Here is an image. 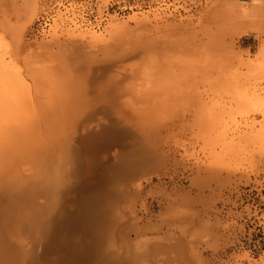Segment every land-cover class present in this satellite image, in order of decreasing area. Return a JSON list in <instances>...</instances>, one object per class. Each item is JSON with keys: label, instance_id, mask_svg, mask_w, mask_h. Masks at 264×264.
<instances>
[{"label": "rangeland", "instance_id": "obj_1", "mask_svg": "<svg viewBox=\"0 0 264 264\" xmlns=\"http://www.w3.org/2000/svg\"><path fill=\"white\" fill-rule=\"evenodd\" d=\"M119 2L125 4L124 11L107 12L109 5ZM238 2L243 5V9L238 6ZM93 5L99 21L102 22L98 26L89 23L84 17L86 10ZM60 6L62 5L56 0H0V84L7 85L4 84L5 81L9 83V88L15 85L14 88L18 89L20 85L19 87L27 89V92L23 91V88L14 89L16 92H13L11 87L12 100L11 97L9 99L10 95L8 98L5 96L11 103L4 102L7 106L11 104L10 111L15 107L12 104H17L18 108L20 101H17L15 93L20 91L18 97L23 100L26 98L24 104L29 107H23L20 102V107L28 110L24 112L23 108H19L22 111L15 108L11 111L12 115H18L20 112L19 115L31 114L50 118L48 111L51 110L50 112H55L51 113L55 116L52 119L55 120L57 116L64 114V120L61 117L57 119L65 121L67 127L61 126L60 129L61 121L54 122L58 125L56 128L60 129L58 132L62 133L58 135V132H54L55 136L62 138L55 139L52 134L55 129L52 126L49 127L54 129H51L50 133L52 138L49 135L50 129L47 126H55L51 120L45 126L49 129V132L45 130L48 134H44L41 129V139H44V144H41L44 147L46 142V146L54 144L56 140L59 144L67 132L70 139L67 138L65 149L61 148L62 144L58 145L59 148L56 144L58 152L53 146L50 149L54 154L50 153L49 149L44 150V153L43 149L40 152L41 144H32L37 142V136L39 141L41 132H33L37 136L34 139L36 141L29 140L34 145L31 146L39 149L40 154L48 153L52 156L49 162L57 165H51V175H47L46 171L49 168V162L45 161L47 157L41 154L42 159L39 153H35L38 151H32L27 139V142L23 143L27 135L22 137V140L12 139L14 145L11 142L9 146L7 144L9 148L16 146L11 152L9 148L8 151L4 146L1 148L0 152L7 151L4 154L10 155L4 157L2 154L3 158L0 153V158L4 160L1 159L2 165L8 164L4 167L0 164L3 167H0V174L10 170L9 164L10 168L13 165L14 171L19 169L18 174L15 171L14 177L12 176L17 179L18 175L16 185L18 187L19 184V189L14 187L16 180L9 178L13 181L9 180L11 182L8 184L9 174L3 175L7 176L5 182L8 183L6 186L1 179L3 183H0V198H6V203H10L6 204V199L1 200L3 203L0 201V230L6 222L12 224L13 219L26 212L32 215L41 210L46 213L49 209L51 212L54 210L56 213L77 217L90 211L92 214L87 218L90 220L100 215L99 221L94 220L93 223L92 220L87 223L86 219L81 223L83 225H78L80 227H75L76 229L62 230L58 233L57 240H41L38 245L40 247L42 244L43 247L39 248L37 245L38 250L34 246L37 248L36 255L39 253L34 264H68L73 253L80 256V261L85 259L84 264H264V0H72L68 7ZM41 17H46L50 23L45 30L38 31L37 21ZM136 21L143 23L138 22L139 25H136ZM125 24L130 31L125 35L128 41L118 34L124 41L122 43L113 31L114 28ZM90 33L92 37L104 35L100 37L104 38V41L109 40L110 34H113L111 37H114L113 42L117 41L115 44H137L134 48L138 53L136 54L133 47V50H130L129 46H125L128 48L125 50L122 46L120 52H117V47L114 49L117 53L113 56L111 53L106 55V49L103 51L101 46L96 47L98 43L89 42ZM77 39L83 42V49L79 48L81 44ZM142 44L145 46H141ZM84 49L86 50L83 51ZM129 53L135 54L131 56ZM74 56L78 57L74 59L77 61L74 63L79 62L77 67L71 60ZM120 57H123L122 60ZM111 59L118 60L119 65L116 64L118 61L112 62ZM147 60L153 63L152 66ZM59 61L64 70L70 69L69 73L67 70V74L59 70ZM80 62L83 66L86 62L91 69L83 66L80 68ZM135 68L143 71L147 69L149 76L147 77L146 73L142 80L140 74L132 72ZM154 68L160 73L157 74L158 77ZM44 69L48 74L53 73L52 77L57 75V81L52 83L50 80L53 78H48L50 82L44 81L43 77H51L43 71ZM38 72L45 74L41 76ZM63 74L72 75L77 81L70 76L67 79L71 83H68V80L66 83L65 78L61 80ZM153 74L157 77L154 79L156 84L151 77ZM13 78L14 85L13 81L11 82ZM78 82L80 85L84 83L80 86ZM146 82H149V86H146ZM84 84L89 87L83 88ZM119 84L120 89L117 88ZM134 84L139 87L136 85L135 88ZM102 86H106V89ZM131 86L134 89H130ZM141 86L147 89L150 87L151 94L143 88L147 93H143V96L146 97L139 96ZM115 87L122 91L126 88L124 92L120 91L125 97H118L121 94L117 95L119 91L117 92ZM135 89L138 90L134 94ZM28 90L30 96H27ZM27 98L31 102L26 101ZM71 102H75L77 107ZM105 103H109V106ZM47 104L53 105L55 109L59 104L61 111L59 108H50ZM66 104L67 106L63 107ZM44 106L48 109L46 113L41 110ZM101 107L103 111L100 110ZM74 123L76 125H73ZM84 127L86 130L82 131ZM31 134L30 132L28 137ZM47 137L55 141L51 142ZM103 137L106 138L105 142ZM16 140L22 141V144ZM65 141L66 139H63V144ZM26 144L28 150L25 149ZM95 147L98 150H95ZM69 148L73 151L76 149V153L71 150L76 154H73V160L67 157V154H72L68 152ZM14 153L16 155H13ZM23 154L25 155L22 156ZM59 154L65 156L66 161ZM34 156L40 157L41 160ZM60 157L61 159H58ZM39 163L41 169L38 168ZM41 171L44 173H39ZM12 172L11 170L10 174ZM52 174L55 177L58 175V181L55 180L57 185L52 181L55 178L48 180ZM35 176L44 182L47 178L46 185L39 183ZM31 205L37 206L38 209L33 211L34 207ZM86 206L88 209H84ZM55 212L52 214H56ZM3 214L4 218L6 217L4 220ZM95 222L98 225H95ZM89 223H93L94 227L92 226L86 235L84 227L89 226ZM98 234L101 235L100 239ZM101 244L104 246H100ZM85 247L88 252L84 250ZM26 254L34 255L31 251Z\"/></svg>", "mask_w": 264, "mask_h": 264}, {"label": "bare ground", "instance_id": "obj_2", "mask_svg": "<svg viewBox=\"0 0 264 264\" xmlns=\"http://www.w3.org/2000/svg\"><path fill=\"white\" fill-rule=\"evenodd\" d=\"M238 4H239V2H238ZM256 4H257V3H256ZM236 5H237V4H236ZM244 5H245V4H244ZM238 6H241V7H242L243 5H240V4H239ZM244 8H245V7H244ZM242 9H243V7H242ZM140 20H143V19H140ZM133 21H134V20H133ZM136 22H137L136 25H139V24H138L139 21H136ZM139 23H141V22H139ZM142 23H143V22H142ZM142 23H141V24H142ZM123 24H124V23H123ZM144 24H146V23H144ZM74 25H75V24H74ZM113 26H114V25H113ZM114 27H115V26H114ZM128 28H129V27H128ZM128 28L126 27V24H125V25H121V26H119V27L114 28V31H113V30H112V31H113V33H115L116 35L119 34L121 37L124 36L125 39L123 38V40H126V39H127V38H126V36H127L126 33H129V32H128V30H129ZM126 30H127V31H126ZM129 31H130V30H129ZM239 31H240V30H239ZM122 34H123V35H122ZM88 35L91 36V37H90L91 40H89L90 43H95V44L98 43V44L96 45V47L101 46L102 49H103V51H105L104 49H106V52L104 53V54H106V55H110L109 53H111L112 56H113V54H115V53H117V52H120V49H123L122 46L124 47L125 50L128 49V48L130 47V48H129L130 50H133V49H134V51H135V48H136V46H137V44H134V43H131V45L134 44V45H132V46H130V44H129V45H128L129 47H128L127 45H125V44H122V43H124V41L122 40V38H121L119 35H118V36L120 37V41L122 42V43L120 42V43L122 44L121 46L118 45V43L115 44V42H117V41H114V42H113L114 37H113V38L111 37L113 34H112V35L110 34V38L112 39V42H111V39H110V38H109V40H106V39H105V40L107 41V43H106V41H104V38H100V37H104V35H100V36L97 35L98 37H97V36L92 37V34H91V33L88 34ZM88 35H86V36H88ZM93 35H95V34H93ZM125 35H126V36H125ZM73 37H74V36H73ZM73 37H72V38H73ZM81 37H82V36H81ZM119 37H118V39H119ZM72 38H70V39H72ZM82 38H84V36H83ZM82 38H81V39H82ZM86 38H87V37H86ZM128 38H129V36H128ZM81 39H80V40H81ZM73 40H74V39H73ZM77 40H78V39H77ZM129 40H130V39H129ZM84 41H85V40H84ZM87 41H88V40H87ZM103 41H104V42H103ZM126 41H128V40H126ZM78 42H79V44H81L79 48H80V49H83V48H81V46L83 45V44H82L83 42H82V41L80 42L79 40H78ZM108 42H110V43H108ZM130 42H131V41H130ZM86 43H87V42H86ZM100 43H101V44L103 43V44H102L103 46H102V45H99ZM73 44H75V43H73ZM109 44H111V45L109 46ZM114 44H115L116 46H115ZM106 45H107V46H106ZM113 45H114V47H113ZM45 46H46V45H45ZM74 46H75V45H74ZM74 46H73L72 48H74ZM108 46H109V47H108ZM111 46H112V48H111ZM118 46H119V48H118ZM125 46H127L128 48H125ZM141 46H145V45L142 44ZM47 47H48V46H47ZM76 47H77V45H76ZM82 47H83V46H82ZM116 47H117V48H116ZM132 47H133V49H132ZM134 47H135V48H134ZM177 47H178V46H177ZM77 48H78V47H77ZM77 48H75V50H77ZM79 48H78V49H79ZM84 48H86V46H84ZM115 48L117 49V52L114 51ZM107 49H109L110 51L107 50ZM116 49H115V50H116ZM73 50H74V49H73ZM85 50H86V49H84L83 51H85ZM112 50H113L114 52H113ZM138 50L140 51V49H138ZM78 51H79V50H78ZM81 51H82V50H81ZM107 51H108V52H107ZM136 51H137V49H136ZM136 51H135V52H136ZM70 52H71V56H72L73 51L71 50ZM74 52H75V51H74ZM112 52H113V53H112ZM122 52H123V50H122ZM122 52H121V55H122ZM129 52H130V51H129ZM132 52H133V51H132ZM132 52H131V53H132ZM193 52H194V51H193ZM81 53H82V52H81ZM124 53H125V52H123V54H124ZM137 53H138V52H136V54H137ZM84 54H86V53H84ZM129 54H130V53H129ZM129 54H127V55H129ZM134 54H135V53H133L132 55L130 54V55L133 56ZM87 55H88V54H87ZM192 55H193V54H192ZM52 56H54V55H52ZM71 56H70V57H71ZM116 56H118V54H117ZM68 57H69V56H68ZM68 57H67V58H68ZM70 57H69V58H70ZM84 57H85V59H86V55H85ZM114 57H115V56H114ZM114 57H113V58H114ZM123 57H124V56H123ZM123 57H120V60H122L121 58H123ZM126 57H127V56H126ZM126 57H124V58H126ZM53 58H54V57H53ZM69 58H68V59H69ZM71 58H72V57H71ZM75 58L78 59V57H75V56H74L73 59H71L73 63L76 61V60L74 61ZM88 58H89V56H88ZM117 58H118V57H117ZM56 59H57V58H56ZM79 59H80V58H79ZM109 59H110V58H109ZM118 59H119V58H118ZM51 60H53V59H51ZM58 60H59V59H58ZM71 60H70V61H71ZM87 60H88V59H87ZM111 60H112V59H111ZM113 60H115V59H113ZM113 60H112V62H113ZM68 61H69V60H68ZM80 61H81V60H80ZM84 61H85V60H84ZM84 61H82V62H84ZM88 61H89V60H88ZM115 61H116V60H115ZM117 61H118V60H117ZM117 61H116V62H117ZM147 61H148V60H147ZM110 62H111V61H110ZM148 62H149V61H148ZM152 62H153V61H152ZM70 63H71V62H70ZM73 63H71V64L73 65ZM76 63H77V61H76ZM76 63H74V66H76V65L78 66L79 62H78V64H76ZM114 63H115V62H114ZM119 63H120V62L118 61V63H116V64L119 65ZM122 63H123V62H122ZM150 63H151V62H149L148 64H150ZM59 64H60V65H59V67H60L59 70L64 71L65 74L69 73L70 69L67 68V69L64 70V69L62 68L63 66L61 65L60 61H59ZM71 64H70V65H71ZM80 64H81V62H80ZM86 64H87L86 62L84 63V66L81 64V67H80V68H82V66L85 67V68H86V67H89V65L87 66ZM108 64H109V63H108ZM145 64H147V63H145ZM152 64H153V63H151L150 66H152ZM68 65H69V64H68ZM110 65H111V67L113 66V64H111V63H110ZM117 65H116V66H117ZM120 65H121V64H120ZM61 66H62V67H61ZM77 66H76V67H77ZM79 66H80V65H79ZM141 66H142V65H141ZM144 66H145V65H144ZM148 66H149V65H148ZM153 66H154V65H153ZM65 67H66V66H65ZM65 67H64V68H65ZM109 67H110V66H109ZM121 67H122V66H121ZM142 67H143V66H142ZM142 67H141V68H142ZM71 68H72V67H71ZM80 68H79V69H80ZM85 68H84V69H85ZM89 68L91 69V67H89ZM100 68H101V67H99V69H100ZM107 68H108V67H107ZM144 68H145V67H144ZM147 68H148V67H147ZM57 69H58V68H57ZM73 69H74V68H73ZM84 69H82V70H84ZM90 69H89V70H90ZM113 69H114V66H113ZM136 69H137V68L133 69L132 72H133V73H134V72H137V73H135V74H138V75L140 74V75L142 76V78H141L142 80H143V77H145V76L148 74L147 72H149V71H147V69L145 70L146 72L143 71L142 69H140L141 71H140V70H136ZM150 69L153 70L152 68H150ZM154 69H155V68H154ZM66 70H67V71L69 70V71L67 72ZM82 70H80V71H82ZM86 70H87V69H86ZM102 70H103V69H102ZM135 70H136V71H135ZM43 71L46 72V73L48 74V72L45 71V69H44ZM65 71H66L67 73H66ZM80 71H78V73H79ZM100 71H101V70H100ZM39 72H40V71H39ZM39 72H38V73H39ZM41 72H42V70H41ZM51 72H52V71H51ZM89 72H91V70H90ZM89 72H88V73H89ZM150 72H151V71H150ZM155 72H156V75H157V74H158L157 72H159V71H156V69H155L154 73H155ZM73 73H74V72H73ZM95 73H96V72H95ZM100 73H101V72H100ZM133 73H132V74H133ZM142 73L145 74V75L143 76ZM146 73H147V74H146ZM39 74H41V76H44V75H42V74H45V73H39ZM52 74H53V73H52ZM52 74L49 73L48 75H51V77H50V76L47 77V78L45 77L46 80H45L44 77H43V80H44V81H47V80H48V82L51 81L52 83L56 82L57 80L55 81V79L57 78V77H56L57 75H56V76L53 75V77H52ZM76 74H77V73H76ZM85 74H86V71H85ZM85 74H84V75H85ZM128 74H129V73H128ZM159 74H160V73H159ZM159 74H158V75H159ZM162 74H163V73H162ZM162 74H161V75H162ZM80 75H81V74H80ZM94 75H95V74H94ZM123 75H124V74H123ZM129 75H130V74H129ZM138 75H137V77H140V76H138ZM154 75H155V74H153V75L151 76V77H153V80H154L155 78L157 79V77H158V75H157V77H154ZM13 76L15 77V75H13ZM41 76H40V78L42 79ZM70 76H72V75H70ZM70 76H69V75L65 76V75L63 74V77H62L61 80H63V79L65 78L64 80H65L66 83H67V80H68V83H71V82L69 81V79H67V78H70ZM101 76H102V75H101ZM133 76H134V75H133ZM148 76H149V74L147 75V77H148ZM55 77H56V78H55ZM72 77H73V76H72ZM82 77H83V76H82ZM84 77H85V76H84ZM86 77H88V76H86ZM114 77H115V76H114ZM114 77H113V78H114ZM121 77H122V76H121ZM126 77H127V76H126ZM161 77H163V76H161ZM161 77H159V78H161ZM15 78H18V77L16 76ZM15 78L11 79V82L13 81V85H14V83H15V80H14ZM48 78H53V79H52L53 81L50 80V79H48ZM78 78H79V77H78ZM116 78H118V76H116ZM124 78H125V77H123V79H124ZM81 79H83V78H81ZM84 79H85V78H84ZM110 79H111V77H110ZM123 79H121V81H122ZM125 79H126V78H125ZM0 80H1V79H0ZM2 80H4V79H2ZM8 80H9V79H8ZM17 80H19V79H17ZM17 80H16V82H18ZM38 80H39V79H38ZM49 80H50V81H49ZM73 80H76V77H75V79H74V77H73ZM113 80H115V78H114ZM116 80L118 81L119 78L116 79ZM137 80H138V79H137ZM144 80H145V79H144ZM9 81H10V80H9ZM58 81H59V80H58ZM76 81H77V80H76ZM76 81H75V82H76ZM79 81H80V83L82 82L81 80H79ZM83 81H84V80H83ZM117 81H116V82H117ZM146 81H148V80H146ZM149 81H150V80H149ZM155 81H156V80H154V83H155ZM157 81H159V79H158ZM0 82H2V81H0ZM3 82H4V84H5V83H7V85L9 84L8 82H5V81H3ZM37 82H38V81H37ZM62 82H63V81H62ZM100 82H101V81H100ZM107 82L110 83V80H108ZM111 82H112V81H111ZM116 82H115V83H116ZM80 83L78 82L79 85H80ZM83 83H84V82H83ZM83 83H82V84H83ZM86 83H87V82H85V84H86ZM118 83H119V82H118ZM146 83H147L146 86H149V85H148L149 82H146ZM18 84H19V82H18ZM18 84H16V87L18 86ZM20 84L22 85V83H20ZM74 84H75V83H74ZM82 84H81V85H82ZM85 84H84L83 88L86 87ZM143 84H144V82H143ZM155 84H156V83H155ZM0 85L3 86V83H1ZM7 85L5 84L3 87H0V88H1V89H0V90H1V91H0V146H1V147H0V150H1V148L3 149V146H4V149L7 150V148H9V147H8V146H9V143H10V142L12 143V139H14V138H15V139H18V138H19V140H20V139L22 140V137H24V136H26V135H27V137H28V134H29L30 132H31L32 134H34L33 137H34V136H35V137H34V138H33V137L30 138V136H31L32 134L28 137L29 139H28L27 137H24L23 143L27 142V141L25 140V139H27V140H28V143L30 144V147L32 148V151H33V150L38 151V152H35V153H36V154L39 153V156H40L41 158H42V156H41L42 153L40 154V152H41L42 149H43V151H44V150L46 151V150L49 149V152H50V153H53V152H51L50 147L55 146V147H54V150L57 151L56 149H58L59 146H60L61 144H62V145H61V148L65 149V146H64V145H65L66 142H68V141H67V138H68V137H67L68 132H67V135H66L65 137L63 136V137H64L63 139H64V140L66 139V141L64 142V144H63V139H61V140L59 141V144H57V143H58V140H56V141L53 140V139L50 140V139H48V137H47V139H48L49 141L52 142V140H53V141H55V142H54V144H53V143L50 144L51 146H50V145H47V146H46V144H47V142H46V143H45V147H46V149H45V147H44V145H43V144H44V143H43L44 141L42 142V140H44V139H41V137H42V135H41V134H42L41 129H42V131H44V134H45L46 131H47V132L50 131V132H49V135H50V133H51V129H52V130L55 129V131H52V134H54V136H55V133H54V132H58V130H60L63 126H66V125H65L66 123L64 124L65 121L63 122V121L59 120V118L57 119V117H61V118H62V116H63L64 114L61 115V114L59 113L60 116H57L56 119L53 120L52 118H54L55 116L52 115L51 113H55V112H54V111L50 112V111H51L50 109H49L50 111H48V109H46L47 107L45 108V106H44L43 109H41L42 107H41L40 109H41L42 111H45V113L48 111V112L50 113V118H48L47 116H44V115H42V116H44L43 118H42V117H37L38 115H37V116H35V115L32 116L31 114H30V116H29V115H19L20 112L17 113L18 115H12V114H11V111H12V110H11V111L9 110V107L11 106V104H10L9 106L6 105V102H7L8 104H9V102H10V101L7 99L8 96H9L10 94L13 95V92H16V91H14V89H15V90H18L19 88H23V89H24L23 91H25V90H27V89L24 88V87H22V86L19 87L20 85L17 87L18 89H16V88H14V87H15V85H14V87L11 86V87L13 88V89H12L13 92H11V91H12V90L10 89L11 87L9 88L10 85H8V86H7ZM11 85H12V84H11ZM63 85H64V83H63ZM66 85H67V84H66ZM66 85H64V86H66ZM69 85H71V84H69ZM72 85H73V84H72ZM81 85H80V86H81ZM111 85H112V83H111ZM116 85L118 86V84H116ZM136 85H137V84H136ZM136 85L134 84L135 88L138 86V85H137V86H136ZM157 85H158V84H157ZM74 86H75V85H74ZM112 86H113V85H112ZM161 86H162V85H161ZM67 87H68V85H67ZM76 87H77V85H76ZM88 87H89V86H88ZM88 87H86V89H87ZM102 87H103V86H102ZM105 87H106V86H105ZM105 87H103V89H104ZM131 87H132V86H131ZM138 87H139V86H138ZM154 87H155V86H154ZM79 88H80V87H79ZM83 88H82V90H83ZM115 88H116V87H115ZM117 88L120 89V84H119V87H117ZM117 88H116L117 92L119 91V93H118L117 95H119V94H121L120 91H122V90H118ZM141 88H142V90L139 88V89H140V94H139V96H141V95L143 96V93H146V92H144V91H147V90H148V91H147V93H148L149 90H150V87H148L149 89H147V87H142V86H141ZM143 88H145L146 90H144ZM9 89H10V90H9ZM68 89H69V88H68ZM73 89H74V87H73ZM75 89H76V88H75ZM105 89H106V88H105ZM105 89H104V90H105ZM112 89H114V86H113ZM130 89H134V88L132 87V88H130ZM19 90H21V89H19ZM76 90H77V89H76ZM99 90H100V89H99ZM124 90H126V88L123 89L122 92H124ZM137 90H138V89L133 90V91H135V92H133V93H134V94L137 93V92H136ZM143 90H144V91H143ZM9 91H10L11 93H9ZM69 91H70V90H69ZM84 91H85V90H84ZM94 91H95V90H94ZM19 92H20V91H18V93H19ZM25 92H27V91H25ZM28 92H29V90H28ZM39 92H40V91H39ZM67 92H68V91H67ZM73 92H74V91H73ZM77 92H78V91H77ZM80 92L83 93V91H80ZM97 92H98V91H97ZM101 92H102V91H101ZM101 92H100V93H101ZM105 92H106V91H105ZM114 92H115V91H114ZM114 92H112L113 95L115 94ZM125 92H126V91H125ZM131 92H132V90H131ZM138 92H139V91H138ZM152 92H153V91H152ZM155 92H156V91H155ZM18 93H15L16 96H17L16 99H18L17 101H20L21 103H23V104H21L22 106H23V105H24V106L26 105V107H29V106H27V104H24L26 98L23 100L22 98L18 97V96H19ZM23 93H24V92H23ZM53 93H54V92H53ZM68 93H69V92H68ZM71 93H72V92H71ZM71 93H70V94H71ZM82 93H81V94H82ZM85 93H87V92L85 91ZM102 93H103V92H102ZM141 93H142V94H141ZM147 93H146V94H147ZM149 93L151 94V92H149ZM19 94H21V92H20ZM36 94H37V93H36ZM36 94H35V95H36ZM55 94H56V93H55ZM74 94H75V93H74ZM74 94H72V95H74ZM78 94H79V93H78ZM83 94H84V93H83ZM83 94H82V95H83ZM96 94H97V93H96ZM122 94L124 95V93H122ZM122 94H121V96L119 95L118 97H120V98L125 97V95L123 96ZM125 94H126V93H125ZM22 95H23V94H22ZM25 95H26V94H25ZM50 95H51V94H50ZM82 95H81V96H82ZM87 95H88V94H87ZM89 95H90V94H89ZM99 95H100V94H99ZM115 95H116V94H115ZM115 95H114V96H115ZM117 95H116V96H117ZM153 95H154V94H153ZM5 96H7V98H6ZM27 96H30V92L28 93ZM38 96H39V95H38ZM103 96H104V95H103ZM116 96H115V97H116ZM130 96H131V95H130ZM156 96H158V95H156ZM159 96H160V95H159ZM10 97H11V100H12V96H11V95L9 96V99H10ZM84 97H85V96H84ZM84 97H83V98H84ZM88 97L90 98V96H88ZM101 97H102V95H101ZM104 97H106V99H108L107 96H104ZM111 97H112V96H111ZM135 97H136V96H135ZM137 97H138V96H137ZM143 97L145 98L146 96H143ZM154 97H155V96H154ZM154 97H153V98H154ZM4 98H6L7 100H6V99L4 100ZM23 98H24V97H23ZM71 98H72V97H70V99H71ZM74 98H75V97H74ZM83 98H82V99H83ZM102 98H103V97H102ZM112 98H113V97H112ZM131 98H132V97H131ZM138 98H139V97H138ZM140 98H141V97H140ZM140 98H139V99H140ZM19 99H20V100H19ZM21 99H22L23 102L21 101ZM30 99H31V98H30ZM72 99H73V98H72ZM77 99H78V98H77ZM86 99H87V98H86ZM97 99H98V98H97ZM99 99H101V98H99ZM103 99H104V98H103ZM103 99H102V100H103ZM106 99L104 100L105 102H107ZM141 99H142V98H141ZM67 100H68V98H67ZM74 100H75V99H74ZM102 100H100V101H102ZM133 100H134V98H133ZM147 100H149V99H148V96H147ZM150 100H151V99H150ZM154 100H155V99H154ZM4 101H6V102H4ZM13 101H15V100L13 99ZM26 101L29 102L30 100H28V98H27ZM62 101H63V100H62ZM83 101H84V100H83ZM83 101H82V102H83ZM118 101H119V100H118ZM118 101H117V102H118ZM151 101H152V100H151ZM15 102H16V101H15ZM15 102H14V103H15ZM20 102H18V106H17L18 108H16V105H17V104H16V105L12 104L13 107L15 106L14 109L16 108L17 110H21V111H22V109H19V108H23L24 106H23V107H20V106H21V105H20ZM30 102H31V101H30ZM63 102H64V101H63ZM97 102H98V101H97ZM102 102H103V101H102ZM108 102H109V101H108ZM120 102H121V101H120ZM138 102H139V101H138ZM142 102H143V101H142ZM148 102H149V101H147V104H148ZM10 103H11V102H10ZM12 103H13V102H12ZM16 103H17V102H16ZM71 103H72V102H71ZM87 103H89V102H87ZM93 103H94V102H93ZM110 103H111V101H110ZM132 103H134V102H132ZM140 103H141V100H140ZM143 103H144V102H143ZM170 103H171V102H170ZM36 104H37V103H36ZM59 104L61 105V103H59ZM59 104H58V107H56L57 109L59 108L58 110L61 109V107H60ZM72 104L75 105V102H73ZM78 104H79V103H78ZM89 104H90V103H89ZM95 104H96V103H95ZM95 104H94V105H95ZM101 104H102V103H101ZM127 104H129V103H127ZM130 104H131V103H130ZM135 104H136V102H135ZM137 104H138V103H137ZM152 104H153V103H152ZM40 105H41V104H40ZM55 105H56V104H55ZM68 105H69V104H68ZM83 105H84V103H83ZM91 105H92V104H91ZM98 105H99V104H98ZM105 105H106V106H109V103H108V104L105 103ZM105 105H103V106H105ZM112 105H113V103H112ZM112 105H111V106H112ZM125 105H126V104H125ZM131 105H132V104H131ZM131 105H130V106H131ZM138 105H139V104H138ZM6 106H7L8 109L6 108ZM42 106H43V105H42ZM47 106L50 107V108H54V109H55V107H54L53 105H52L53 107H52L51 105H48V104H47ZM64 106H67V104H66V105H63V107H64ZM69 106L71 107V105H69ZM69 106H68V107H69ZM72 106H73V105H72ZM85 106H86V105H85ZM96 106H97V104H96ZM100 106H101V105H100ZM115 106H116V105H115ZM115 106H114V108H115ZM135 106H136V105H135ZM135 106H134V107H135ZM147 106H148V105H147ZM147 106H146V107H147ZM32 107H33V106H32ZM34 107H35V106H34ZM73 107H74V106H73ZM75 107H77V106L75 105ZM92 107H93V106H91V109H92ZM134 107H133V108H134ZM44 108H45V110H44ZM102 108H103V107H101L100 110H102ZM128 108H129V107H128ZM128 108H127V109H128ZM133 108H132V109H133ZM156 108H157V107H156ZM165 108H166V107H165ZM14 109H13V111H14ZM25 109H26V110H25ZM25 109L23 108L24 112H26V111L28 110L27 108H25ZM57 109H55V110H57ZM72 109H73V108H72ZM84 109H85V108H84ZM107 109H108V107H107ZM109 109H110V108H109ZM111 109H112V108H111ZM129 109H130V108H129ZM129 109H128V110H129ZM142 109H143V108H142ZM144 109H145V108H144ZM147 109H148V108H147ZM34 110H35V108H34ZM34 110H32V111H34ZM46 110H47V111H46ZM130 110H131V109H130ZM135 110H136V109H135ZM149 110H150V106H149ZM152 110H153V109H152ZM13 111H12V112H13ZM60 111H61V110H60ZM60 111H56V112H60ZM77 111H78V110H77ZM102 111H103V110H102ZM8 112H10L11 115H9ZM16 112H17V111H15L14 114H16ZM37 112H38V111H37ZM67 112H68V111H67ZM70 112H71V111H70ZM29 113H30V112H29ZM29 113H27V114H29ZM42 113H43V112H42ZM21 114H22V113H21ZM32 114H33V112H32ZM37 114H40V113H37ZM67 114H68V113H67ZM79 114H80V113H79ZM45 115H46V114H45ZM51 115H52L53 117H52ZM75 115H76V114H75ZM131 115H133V114H131ZM138 115H140V114H138ZM144 115H145V114H144ZM151 115H152V114H151ZM39 116H41V115H39ZM63 117L65 118V116H63ZM68 117H69V115H68ZM68 117H67V118H68ZM148 117H149V116H148ZM163 117H164V116H163ZM131 118H132V117H131ZM87 119H88V118H87ZM129 119H130V118H129ZM139 119H140V118H139ZM50 120H51V122L53 121V123H54L56 120H57V121H56L57 123H59V122L61 121V122H60V126H59L60 129H59L58 127H57L58 129L56 128V126H58V125H55V123H54L55 126H53V125H49V126H47L48 128H49L50 126H52V127H54V129H53V128H51V129L49 128V129H50V130H49L47 127L45 128V126L48 125V123H50ZM58 120H59V121H58ZM62 120H64V119L62 118ZM70 120H71V119H70ZM72 120H73V119H72ZM135 120H136V119H135ZM135 120H134V121H135ZM140 120H141V119H140ZM75 121H76V120H75ZM69 122H70V121H69ZM61 123H63L64 125H62ZM136 123H138V122H136ZM67 124H68V122H67ZM133 124H135V123H133ZM141 124H143V123H141ZM69 125H70V124H69ZM71 125H72V124H71ZM73 125H76V123H74ZM101 125H102V124H101ZM138 125H139V124H138ZM61 126H62V127H61ZM95 126H96V125H95ZM107 126H108V125H107ZM135 126H136V125H135ZM142 126L144 127V125H142ZM66 127H67V126H66ZM68 127H69V126H68ZM71 127H72V126H71ZM86 127H87V126H86ZM86 127H84V130H82V131H85V130H86V129H85ZM100 127H101V126H100ZM103 128H104V126H103ZM107 128H109V127H107ZM47 129H48L49 131H48ZM56 129H57V131H56ZM68 129H69V128H68ZM105 129H106V127H105ZM109 129H110V128H109ZM45 130H46V131H45ZM73 130H74V129H73ZM106 130H108V129H106ZM111 130H112V128H111ZM142 130H143V128H142ZM62 131H63V129H62ZM62 131H61V132H62ZM68 131H69V130H68ZM147 131H148V130H147ZM147 131H146V132H147ZM33 132H37V133H38V132H39V133L41 132V133L39 134V135H41V136L39 137V138H40L39 141H38V136L35 135V133H33ZM47 132H46V134H48ZM101 132H102V129H101ZM111 132H112V131H111ZM111 132H110V133H111ZM114 132H116V131L114 130ZM144 132H145V131H144ZM59 133H60V132H58V133H56V134L59 135ZM82 133H83V132H82ZM52 134L50 135L51 138H52V136H53ZM49 135H48V136H49ZM60 135H62V133H60ZM63 135H64V134H63ZM95 135H96V134H95ZM95 135H94V136H95ZM106 135H107V134H106ZM155 135H156V134H155ZM36 136H37V139H36L37 142L35 143V142H33V140L36 138ZM97 136H99V135H97ZM104 136H105V135H104ZM20 137H21V138H20ZM43 137L46 138L45 136H43ZM55 137H56L55 139H57V137H58L59 139L62 138V137H59V136H57V135H56ZM71 137H72V136H71ZM73 137H74V135H73ZM95 137H96V136H95ZM105 137H106V136H105ZM112 137H113V136H112ZM83 138H84V137H83ZM88 138H89V137H88ZM98 138H99V137H98ZM103 138H104V137H103ZM108 138H109V136H108ZM115 138H116V136H115ZM150 138H151V137H150ZM150 138H148V139H150ZM15 139H14V140H15ZM31 139H33V140H32V142H33L32 144H37V143H38V145H40L41 143H43V144H41V145H43L42 148H41V145H40V148H39V149H40V152H39V149H34L35 147H34V148L32 147V146H34V145L31 144V142H30ZM68 139H69V138H68ZM94 139H97V138H94ZM105 139H106V138H104V140H103L104 142H105ZM29 140H30V141H29ZM36 140H34V141H36ZM69 140H70V139H69ZM71 140H72V139H71ZM77 140H79V139H77ZM88 140H89V139H88ZM99 140H100V138L98 139V141H99ZM24 141H25V142H24ZM40 141H41V142H40ZM49 141H48V142H49ZM94 141H95V140H94ZM146 141H147V140H146ZM16 142H17V143H19V142L21 143L22 141H17V140H16ZM39 142H40V143H39ZM51 142H50V143H51ZM85 142H86V141H85ZM117 142H118V141H117ZM94 143H95V142H94ZM96 143H97V141H96ZM98 143H99V142H98ZM98 143H97V144H98ZM7 144H8V146H7ZM12 144H13V143H12ZM21 144H22V143H21ZM56 144H57V146L59 145L58 148H56V147H57ZM88 144H89V143H88ZM5 145H6V148H5ZM13 145H14V144H13ZM17 145H18V144H17ZM31 145H32V146H31ZM66 145H67V144H66ZM19 146H20V145H19ZM21 146H25V145H21ZM48 146H49V147H48ZM89 146H90V145H89ZM11 147H12V148H9V149H10V150H9L10 152H11L12 150L16 149V146H14V147L11 146ZM27 147H28V144H26L25 149H27ZM36 147H38V146H36ZM71 147H72V146H71ZM87 147H88V146H87ZM97 147H98V146H97ZM99 147H100V146H99ZM136 147H137V146H136ZM17 148H18V147H17ZM74 148H75V146H74ZM91 148H92V147H91ZM95 148H96V147H95ZM112 148H113V147H112ZM11 149H12V150H11ZM28 149H29V148H28ZM28 149H27V150H28ZM88 149H89V148H88ZM109 149H110V148H109ZM27 150H26V151H27ZM69 150H70V151H69ZM71 150H72V149L69 148V149H68V152L72 153V152H75V151H76V149H74V151L72 150V152H71ZM95 150H98V149L96 148ZM7 151H8V150H7ZM7 151H5L4 153H6ZM15 151H17V150H15ZM21 151H23V150L21 149ZM45 151H44V153H45ZM58 151H59V149H58ZM58 151H57V152H58ZM17 152H18V151H17ZM47 152H48V151H47ZM57 152H55V153H57ZM78 152H79V151H78ZM87 152H88V151H87ZM0 153H1V156H2V157H3V155H4V157H6L5 155H7V156L10 155V153H8V154H4L3 151H1ZM19 153H20V151H19ZM44 153H43L42 155H44V157H45V156L47 157V158L45 157V158H46L45 161H46V162H49V160L52 159V156L48 155V153H47V154H44ZM75 153H76V152H75ZM89 153H90V152H89ZM126 153H127V152H126ZM134 153H135V152H134ZM2 154H3V155H2ZM32 154H33V153H32ZM53 154H54V153H53ZM73 154H74V153H72L71 155H70V154H67V155H68L67 157H69L70 159L72 158V160H73V159H75L74 156L76 155V154H74V156H73ZM79 154H80V153H79ZM100 154H101V153H100ZM13 155H16V153H14ZM19 155H20V154H19ZM24 155H25V154H23L22 156H24ZM47 155H48V156H47ZM59 155L63 157V155H61V154H59ZM90 155H91V154H90ZM102 155H103V154H102ZM1 156H0V157H1ZM37 156H38V155H37ZM37 156H34V157L37 158ZM49 156H50V157H49ZM70 156H72V157H70ZM92 156H93V154H92ZM4 157H3V158H4ZM17 157H18V155L16 156V158H17ZM20 157H21V156H20ZM26 157H27V156H26ZM28 157L31 158V156H28ZM40 157H39V158H40ZM73 157H74V158H73ZM142 157H143V156H142ZM3 158H0V162L3 160ZM10 158H11V156H10ZM18 158H19V157H18ZM18 158H17V159H18ZM36 158H35V159H36ZM39 158H37V159H38V160H41V158H40V159H39ZM48 158H49V159H48ZM69 158H68V159H69ZM96 158H97V157H95V159H96ZM1 159H2V160H1ZM17 159H15V160H17ZM42 159H43V158H42ZM55 159H56V158H55ZM58 159H61V157L58 158ZM63 159H64V161H66L65 156L63 157ZM68 159H67V161L70 160V159H69V160H68ZM77 159H78V158H77ZM90 159H91V158H90ZM93 159H94V158H93ZM124 159H125V158H124ZM86 160H87V159H86ZM120 160H121V159H120ZM3 161H4V160H3ZM3 161L0 163L1 165L3 164ZM28 161H29V160H27V162H28ZM31 161H32V160H31ZM70 161H71V160H70ZM75 161H76V160H75ZM92 161H93V160H92ZM50 162H51V161H50ZM50 162L47 164V166L49 167V168H47V170H46V171H47V175H51V174H50V171H52L51 169H53V167L56 165L54 162H53L54 164H53V163H50ZM7 163H8V162H7ZM28 163H29V162H28ZM36 163H38V161H36ZM40 163H41V162H40ZM40 163L38 164V165H39L38 168H40ZM129 163H130V162H129ZM5 164H6V163H5ZM32 164H33V161H32ZM52 164H53V167L51 166ZM120 164H121V163H120ZM135 164H136V163H135ZM7 165H8V164H6V165H4V166H7ZM9 165H10V167H11V164H9ZM15 165H16V164H15ZM15 165H14V166H15ZM33 165H34V164H33ZM33 165H32V166H33ZM2 166H3V165H2ZM4 166H3V167H4ZM16 166H17V165H16ZM16 166H15V167H16ZM34 166L37 167V165H34ZM41 166H43V164H42ZM50 166H51L52 168H51ZM56 166H57V165H56ZM58 166H59V165H58ZM0 167H1V166H0ZM3 167H1V168H3ZM8 167H9V166H8ZM10 167L8 168V169H10V170H6L7 173L5 172V174H4V173L2 172V174H0V175H1V177H0V183H1V182L3 183L2 180H4V183H5V185H6L8 182H9L8 184H10L11 181L16 180V181H14V183H15V185H16V182L19 180V177H18V175H16L17 179H16V178L13 179V177H14L13 173H14L15 171H17V174H18V170H19V169H17V170L14 171V170L12 169V168H13V165H12V168H10ZM15 167H14V168H15ZM44 167H46V166H44ZM17 168H18V166H17ZM41 168H42V167H41ZM41 168H40V169H41ZM68 168H69V167H68ZM73 168H74V167H73ZM5 169H6V167H5ZM21 169H22V168L20 167V170H21ZM11 170L13 171L12 174H10V173H11ZM48 170H49V171H48ZM74 170H75V169H74ZM76 170H78V169H76ZM37 171H38V169H37ZM55 171H56V170H55ZM22 172H23V170H22ZM44 172H45V169H44ZM44 172L41 171V172H39V173H44ZM19 173H20V172H19ZM37 173H38V172H37ZM37 173H36L35 175L38 176ZM7 174H9L10 177L7 178V179H8V182H7V181L5 182V179H6V177L8 176ZM45 174H46V172H45ZM3 175H7V176L5 177V176H3ZM52 175L54 176V174H52ZM12 176H13V177H12ZM39 176H40L41 178H43V176H41L40 174H39ZM53 176H52V177L50 176V178H49L48 180H50L51 178H52V179L55 178L54 180H52V181L55 183L56 181H58V180H56V178L58 177V175H57V177H55V176L53 177ZM62 176H63V175H62ZM2 177H3V178H2ZM4 177H5V178H4ZM24 177H25V176H24ZM40 177H37V178H36V176H35L36 180L38 179L39 183H42V184L45 183L44 185H46V180H47V178L44 179V180H45V182H44L43 179L41 180ZM9 178H11V179H13V180H11V179H9ZM1 179H2V180H1ZM20 179H21V178H20ZM69 179H70V178H69ZM108 179H109V178H108ZM9 180H11V181H9ZM55 180H56V181H55ZM59 180H60V179H59ZM65 180H66V179H65ZM40 181H42V182H40ZM62 181H63V180H62ZM49 182L51 183V181H49ZM53 182H52V184H53ZM67 182H68V181H67ZM2 183H1V184H2ZM21 183L23 184L24 182H20V184H21ZM39 183H38V184H39ZM62 183H63V182H62ZM65 183H66V182H65ZM1 184H0V186H1ZM25 184H26V182H25ZM68 184H69V183H68ZM39 185H40V184H39ZM47 185H48V184H47ZM55 185H57V184L55 183ZM58 185H59V184H58ZM3 186H4V184H3ZM6 186H7V185H6ZM13 186H14V185H13ZM13 186H12V187H13ZM22 186H23V185H22ZM59 186H60V185H59ZM1 187H2V186H1ZM14 187H15V189H16V188L19 189V184H18V187H17V185L14 186ZM35 187H36V186H35ZM70 187H71V186H70ZM9 188H11V186H10ZM20 188H21V187H20ZM22 188H24V186H23ZM36 188H37V187H36ZM60 188H61V187H60ZM0 189H1V188H0ZM6 189H8V188L6 187ZM13 190H14V189H13ZM3 191H4V190H3ZM18 191H19V190H18ZM36 191H38V190H36ZM36 191H35V192H36ZM41 191H42V190H41ZM46 191H47V190H46ZM67 191H68V190H67ZM12 194H13V193H12ZM30 194H31V193H30ZM38 194H39V193H38ZM43 194H44V193H43ZM49 195H50V194H49V192H48V198H50ZM51 195H52V197H53V193H52ZM55 195H56V194H55ZM16 197H17V196H16ZM20 197H21V196H20ZM35 197H36V195H35ZM52 197H51V198H52ZM56 197H58V196L56 195ZM85 197H86V196H85ZM21 198H22V197H21ZM21 198H19V201H21ZM25 198H26V197H25ZM27 198H28V197H27ZM38 198H39V197H38ZM59 198H60V197H59ZM5 199H6V198H5ZM5 199H4V200H5ZM9 199H10V198H9ZM14 199H15V198H14ZM93 199H95V198H93ZM1 200L4 201L3 199L0 198V201H1ZM17 200H18V199H17ZM25 200H26V199H25ZM40 200H41V199H40ZM53 200H54V199H53ZM53 200H50V201H53ZM2 201H1V202H2ZM6 201H7V199L5 200V203H6ZM19 201H18V202H19ZM56 201H58V199H57ZM90 201H91V200H90ZM12 202H13V200H12ZM16 202H17V201H16ZM27 202H28V201H27ZM93 202H94V201H93ZM2 203H3V202H2ZM8 203H10V202H8ZM8 203H6V204H8ZM22 203H23V202H22ZM28 203H29V202H28ZM28 203H27V205H28ZM88 203H89V202H88ZM88 203H87V204H88ZM12 204H13V203H12ZM35 204H36V203H35ZM87 204H86V205H87ZM8 205H9V204H8ZM36 205H37V204H36ZM94 205H95V204H94ZM96 205H97V204H96ZM109 205H110V204H109ZM1 206H2V205H1ZM19 206H20V205H19ZM31 206H32V205H31ZM84 206H85V205H84ZM10 207H11V206H10ZM16 207H17V206H16ZM21 207H22V205H21ZM29 207H30V206H29ZM33 207H34V210H33V211H36L35 208H37V206H32V208H33ZM50 207H51V206H50ZM50 207H49V208H50ZM63 207H64V206H63ZM87 207H88V206H86L84 209H88ZM89 207H90V206H89ZM11 208H12V207H11ZM11 208H10V209H11ZM18 208H19V207H18ZM40 208H41V207H40ZM82 208H83V207H82ZM10 209H9V210H10ZM13 209H14V208H13ZM37 209H38V208H37ZM50 209H51V208H50ZM2 210H3V209H2ZM4 210H5V209H4ZM52 210H53V208H52ZM71 210H72V209H71ZM90 210H91V209H90ZM92 210H93V209H92ZM11 211H12V210H11ZM20 211H21V210H20ZM25 211H26V210H25ZM37 211H38V210H37ZM41 211H42V210H41ZM41 211H39V213H38V212H34L35 214H32V215H30V214H31L30 212H28V214H27V212H26V214H25V213H22V212H23V211H22V212H21L22 214H21V213H18V214H21V215H22V216L19 215L20 218H19V216H18V217H16L15 219L12 220V221H14V223L12 222V224H11V222H10V223L8 224V223L6 222V224H4V225H5L4 228L0 230V264H34V262L37 261L36 256L39 254V253H38V254L36 255V253H37V252H36V249L39 247L38 244H39V242H41V240L53 241L55 238H56V240H57V239H58V238H57L58 233L62 232V230H64V229L67 230V229H68V230L70 231V230L74 229L75 227H80V226H82L83 224H81V223H83L84 220H86V219H87V220H86L87 223H88L89 221H92V220H93V223H94V220L99 221L98 218H100V217H99L100 215H99L97 218L94 217L93 219H90V220H89V217L87 218V216H89L90 214H92V212L89 213L90 211H88V210H87L88 212H87V211H86V212L89 213V214H87V213H83L81 216H77V217H76V216L74 217V216L69 215V214H68V215H67V214H63V213H61V212H57V213H56L54 210L51 212L49 209H48L49 212L47 211L48 213H47V212H46V213H43V212H45V211H43V212H41ZM56 211H57V210H56ZM58 211H59V210H58ZM83 211L85 212V210H83ZM40 212H41V213H40ZM50 212H51V213H50ZM54 212H55L56 214H52V213H54ZM96 212H97V211H96ZM58 213H59V214H58ZM60 213H61V214H60ZM81 213H82V212H81ZM0 214H1V213H0ZM5 214H6V210H5ZM23 214H25V216H23ZM94 214H95V213H94ZM98 214H100V213L98 212ZM114 214H115V213H114ZM95 215H96V214H95ZM116 215H117V214H116ZM0 216H2V215H0ZM90 216H91V215H90ZM81 217H82V218H81ZM103 217H104V216H103ZM0 218H1V217H0ZM17 218H18V219H17ZM90 218H91V217H90ZM111 218H112V217H111ZM4 219H6V217L4 218V214H3V220H4ZM8 219H9V218H8ZM8 219H7V220H8ZM16 219H17V220H16ZM108 219H109V218H108ZM115 220H116V219H115ZM102 222H103V221H102ZM4 223H5V222H4ZM93 223H92V224H93ZM100 223H101V222H100ZM110 223H111V222H110ZM112 223H113V222H112ZM115 223H116V222H115ZM7 224H8V225H7ZM92 224L90 225V223H89V226L86 225V226L84 227V232H85V234H86L87 232H88V233L90 232V229H91V227L93 226ZM96 224L98 225V223L95 222V225H96ZM102 224H103V223H102ZM78 225H80V226H78ZM116 226H118V225H116ZM93 227H94V226H93ZM93 227H92V228H93ZM102 227H103V226H102ZM102 227H100V228H101V229H104V228H102ZM110 228H111V227H110ZM75 229H76V228H75ZM101 229H100V230H101ZM105 229H106V228H105ZM98 230H99V228H98ZM100 230H99V231H100ZM110 231H111V230H110ZM79 232H80V231H79ZM102 232H103V231H102ZM117 232H118V231H117ZM94 234H95V231H94ZM99 234H100V232H99ZM99 234H98V236H99ZM81 235H82V234H81ZM86 235H87V234H86ZM106 235H107V234H106ZM109 235H110V234H109ZM114 235H116V234H114ZM119 235H120V234H119ZM93 236H94V235H93ZM100 236H101V235H100ZM100 236H99V239H100ZM107 236H108V235H107ZM110 236H111V235H110ZM90 237H91V236H90ZM105 237H106V236H105ZM121 237H122V236H121ZM67 238H68V237H67ZM101 238H102V237H101ZM106 238H107V237H106ZM112 238H113V237H112ZM62 239H63V237H62ZM91 239H92V238H91ZM93 239L95 240V236H94ZM94 240H93V241H94ZM96 240H98V238H97ZM114 240H115V239H114ZM125 240H126V238H125ZM59 241H60V240H59ZM63 241H64V239H63ZM93 241H92V242H93ZM106 241H107V240H106ZM120 241H121V240H120ZM126 241H127V240H126ZM69 242H70V241H69ZM71 242H73V241H71ZM65 243H68V242H65ZM82 243H83V242H82ZM29 244H30V245H29ZM60 244H61V241H60ZM92 244H93V243H92ZM94 244H95V243H94ZM97 244H98V243H97ZM102 244H103V243H102ZM102 244H101L100 246H104V245H102ZM110 244H113V243H110ZM122 244H123V243H122ZM127 244H128V243H127ZM37 245H38V247H37ZM113 245H114V244H113ZM28 246H29V247H28ZM34 246L37 247V248H35ZM41 246H42V244L40 245V247H41ZM95 246H96V245H95ZM100 246H99V247H100ZM109 246H110V245H108V247H109ZM114 246H115V245H114ZM114 246H112V247H114ZM40 247H39V248H40ZM42 247H43V246H42ZM46 247H47V246H46ZM48 247H49V246H48ZM58 247H59V246H58ZM30 248H31V249L33 248V249H32V250H33V253H32V250H31ZM34 248H35V249H34ZM39 248H38V250H39ZM55 248H56V246H55ZM90 248H91V247H90ZM105 248H106V251H107V247H106V246H105ZM25 249H27V250H25ZM94 249H96V248H94ZM108 249L110 250V248H108ZM112 249H113V248H112ZM112 249H111V251H113ZM136 249L138 250V248H136ZM142 249H143V248H142ZM38 250H37V251H38ZM79 250H80V249H79ZM84 250L88 252V248L86 249V247H85ZM114 250H115V249H114ZM133 250H134V249H133ZM27 251H29V252L31 251V254H34V255H28V254H26ZM70 251H71V250H70ZM89 251H90V250H89ZM138 251H139V250H138ZM144 251H145V250H144ZM149 251H150V250H149ZM115 252H116V251H115ZM145 252H147V251H145ZM82 253H83V252H82ZM82 253H80V254H82ZM100 253H101V252H100ZM29 254H30V253H29ZM75 254H76V253H75ZM75 254L73 253L72 255H70L69 263H68V264H84L85 259H83L82 261H80V259H79L80 256H79V255H75ZM84 254H85V253H84ZM92 254H93V253H92ZM96 254H97V253H96ZM101 254H102V253H101ZM105 254H106V253H105ZM108 254H109V253H108ZM111 254H112V252H111ZM135 254H136V253H135ZM153 254H154V253H153ZM74 255H75V256H74ZM82 255H83V254H82ZM89 255H90V254H89ZM136 255H137V254H136ZM32 256H33V257H32ZM92 256H93V255H92ZM112 256H114V255L112 254ZM145 256H146V253H145ZM147 256H148V255H147ZM34 257H35V258H34ZM41 257H42V256H41ZM90 257H91V256H90ZM118 257H119V256H118ZM133 257H134V256H133ZM83 258H86V257H83ZM93 258H94V257H93ZM96 258H97V257H96ZM100 258H101V257H100ZM144 258H145V257H144ZM144 258H143V259H144ZM149 258H150V257H149ZM151 258H153V257L151 256ZM145 259L147 260V258H145ZM145 259H144V260H145ZM33 260H34V261H33ZM92 260H93V259H92ZM96 260H99V259H96ZM131 260H132V258H131ZM179 260H180V259H179ZM83 261H84V262H83ZM102 261H103V260H102ZM116 262H117V261H116ZM36 263L38 264V262H36ZM88 263H89V262H88ZM155 263H156V262H155ZM155 263H154V264H155ZM124 264H125V263H124ZM126 264H127V263H126Z\"/></svg>", "mask_w": 264, "mask_h": 264}, {"label": "built area", "instance_id": "obj_3", "mask_svg": "<svg viewBox=\"0 0 264 264\" xmlns=\"http://www.w3.org/2000/svg\"><path fill=\"white\" fill-rule=\"evenodd\" d=\"M72 0H56L57 3H60L62 6H60V8L62 7H68L70 2ZM77 1H86L89 2V0H77ZM93 2V0H92ZM125 8V4H123L122 2L119 3H113L111 5H109L107 12L108 13H120L121 11H124ZM86 20L93 24L94 26H98L101 25L102 22L99 21V18L96 15V10H95V5L91 6L89 9L86 10L85 16ZM104 20V18H103ZM49 21L46 17H41L38 21H37V30L38 31H42L45 30L47 28V26L49 25Z\"/></svg>", "mask_w": 264, "mask_h": 264}]
</instances>
